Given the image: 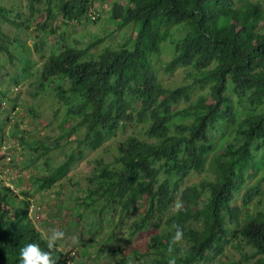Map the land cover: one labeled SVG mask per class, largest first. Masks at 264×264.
Instances as JSON below:
<instances>
[{
	"label": "trees",
	"instance_id": "trees-1",
	"mask_svg": "<svg viewBox=\"0 0 264 264\" xmlns=\"http://www.w3.org/2000/svg\"><path fill=\"white\" fill-rule=\"evenodd\" d=\"M28 1L33 14L47 2L49 18L62 16L68 23L90 20L95 2ZM56 2L58 15L53 14ZM113 18L120 29L132 24L139 27L133 46L107 48L90 58L95 44L84 50L65 48L47 59L42 72L44 83L61 77L69 82L68 88L59 87L56 94L68 112L81 119L78 128L87 131L82 143L92 151L136 117L147 125L144 139L133 136L119 145L113 164H98L90 179L93 189L88 191V207L113 204L126 216L146 199L144 216L133 228L145 230L159 223L160 233L152 237L147 253L156 257L151 264H167L174 225L183 230L185 244L176 245L177 264H208L234 240L252 250L245 257L247 262L264 264V212L252 214L241 225L242 210L234 206L246 174L253 176L254 151L264 147V113L240 123L229 96L232 87L240 103L264 108V8L253 0L242 4L237 0H128L114 5ZM3 21L19 26L0 4V54L9 52ZM178 27L187 32L176 44V55L166 71L195 69L204 75L196 84L209 87L210 97L193 101V86L165 88L151 67L150 57L161 52ZM182 103L188 106L177 111ZM176 118L188 122L174 124ZM224 122L234 127L235 139L216 154L212 131ZM214 153V180L182 190L192 174L206 170ZM76 162L71 155L51 176L38 178V188H53ZM260 194L261 185L247 193L244 205L251 206ZM29 196L0 184V264H20L19 250L27 243H37L47 251V240L29 216L33 204ZM178 199L184 207L168 216ZM229 222L236 227L234 233L229 231ZM54 255L57 264H75L76 258L58 246Z\"/></svg>",
	"mask_w": 264,
	"mask_h": 264
},
{
	"label": "rangeland",
	"instance_id": "rangeland-1",
	"mask_svg": "<svg viewBox=\"0 0 264 264\" xmlns=\"http://www.w3.org/2000/svg\"><path fill=\"white\" fill-rule=\"evenodd\" d=\"M128 0H95L92 10L97 16L93 20L68 23L62 16L50 19L48 4L39 6L37 14L32 13L28 0H0V4L10 13V19L18 25L2 22L3 32L9 37L8 53L0 54V137L9 148L7 157H2L1 165L12 166L20 170L24 177L16 181V187L22 197L29 199L46 209L47 218L37 227L47 240L53 231H63L62 241H57L59 250L75 257V264H151L156 258L147 254L152 237L160 233L157 222L145 230L133 228L144 216L147 201L141 199L131 213L121 216V209L113 204L99 203L88 207V191L93 189L90 179L99 163L113 164L119 145L130 137L144 139L147 125L136 117L130 125L122 126L108 137L104 145L92 151L82 143L87 131L78 128L80 118L71 115L68 108L59 100L56 90L70 86L66 78L61 77L48 83L42 81V72L47 59L60 54L65 48L84 50L96 47L89 53L98 57L104 49L118 50L125 44L134 45L139 33L137 25L124 29L113 18V8L117 3L126 4ZM246 0H237L242 4ZM264 8V0H253ZM53 14L58 15L57 2ZM20 25H23L21 27ZM187 29L178 27L173 37L162 45L159 54L150 57L151 67L162 85L167 89L193 86L192 99L201 96L210 97V88L197 85L196 81L204 75L193 68H180L168 73L166 68L176 55V44L184 37ZM229 96L233 99V108L238 121L264 113V108L254 109L242 104L234 95L232 87ZM75 100L72 105H76ZM188 105L182 103L178 110ZM137 111L135 114H137ZM185 121L176 118L174 124ZM215 153L219 154L233 143L234 127L221 123L212 131ZM212 154L208 158L203 173L192 174L181 186L182 190L198 186L201 182L213 181ZM71 155L77 162L70 173L61 182L49 190H40L37 179L51 176ZM253 176H245V184L235 195L234 206L242 210L239 223L242 225L253 214L264 212V147L254 151ZM262 183V184H261ZM261 185V194L251 206L244 205L248 192ZM18 206H16L17 208ZM184 207L178 199L171 207L168 216ZM167 218L164 219L166 221ZM230 233L236 227L229 222ZM185 246L184 242L181 241ZM225 252L212 258L208 264H253L246 256L252 250L234 240L224 247Z\"/></svg>",
	"mask_w": 264,
	"mask_h": 264
},
{
	"label": "clouds",
	"instance_id": "clouds-1",
	"mask_svg": "<svg viewBox=\"0 0 264 264\" xmlns=\"http://www.w3.org/2000/svg\"><path fill=\"white\" fill-rule=\"evenodd\" d=\"M175 228L174 234L169 240V247L167 252L169 254L167 264H177L176 245L179 244L183 238V230L178 225ZM64 232L60 230L53 231L47 239V251L40 247L37 243H27L19 250L20 264H57L55 259V249L57 241L64 239Z\"/></svg>",
	"mask_w": 264,
	"mask_h": 264
},
{
	"label": "built area",
	"instance_id": "built-area-1",
	"mask_svg": "<svg viewBox=\"0 0 264 264\" xmlns=\"http://www.w3.org/2000/svg\"><path fill=\"white\" fill-rule=\"evenodd\" d=\"M92 14V19L97 20V16L93 10ZM8 154L9 148L4 145V143L0 144V160L2 157L6 158ZM16 172L18 171L13 169L12 166L3 167L0 163V184L6 185V187L11 188L15 193L19 194L18 189L16 187V181L21 180L24 175L20 171L18 173ZM45 211L46 209L43 208V206L33 203L29 209L30 219L38 225L40 222L44 221L47 218V213Z\"/></svg>",
	"mask_w": 264,
	"mask_h": 264
}]
</instances>
